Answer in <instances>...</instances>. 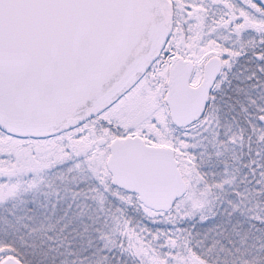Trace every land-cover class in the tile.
Returning <instances> with one entry per match:
<instances>
[{"label":"snow or ice","instance_id":"1","mask_svg":"<svg viewBox=\"0 0 264 264\" xmlns=\"http://www.w3.org/2000/svg\"><path fill=\"white\" fill-rule=\"evenodd\" d=\"M0 264H264V0H0Z\"/></svg>","mask_w":264,"mask_h":264}]
</instances>
